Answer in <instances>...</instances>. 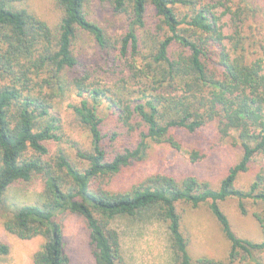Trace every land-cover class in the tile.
Wrapping results in <instances>:
<instances>
[{"label": "trees", "instance_id": "trees-1", "mask_svg": "<svg viewBox=\"0 0 264 264\" xmlns=\"http://www.w3.org/2000/svg\"><path fill=\"white\" fill-rule=\"evenodd\" d=\"M24 1L0 0V215L7 232L41 238L32 264H70L56 211L84 220L95 264H127L112 222L146 211L166 223L171 264H264V35L250 51L253 34L245 33L258 6L96 0L109 14L103 25L89 15L92 0H54L59 14L49 25ZM81 36L93 42V65L108 80L83 67L74 51ZM205 129L210 147L226 144L236 153L216 183L154 172L113 185L145 162L154 145L177 150L178 131ZM67 130L89 136L75 157L63 146H73ZM206 155L193 146L188 159ZM253 166L252 179L236 185ZM14 184L37 187V200L9 205L5 194ZM227 198L254 217L260 241L232 230L220 205ZM200 204L228 241L222 259L188 252L181 208ZM8 253L0 241V257Z\"/></svg>", "mask_w": 264, "mask_h": 264}, {"label": "rangeland", "instance_id": "rangeland-1", "mask_svg": "<svg viewBox=\"0 0 264 264\" xmlns=\"http://www.w3.org/2000/svg\"><path fill=\"white\" fill-rule=\"evenodd\" d=\"M257 6V13L252 23V28L245 27V33L251 35L252 42L248 49L251 51L257 47L256 42L264 35V0H252ZM28 10L36 13L53 25L59 14L54 0H25L22 4ZM91 18L105 25L109 15L96 0L88 5ZM254 25V26H253ZM258 32H260L258 34ZM257 39V40H255ZM75 53L81 60L83 67L92 71L94 75L108 80V76L97 65L96 53L93 42L86 36L75 40ZM97 68L99 69L97 71ZM63 119L67 117L66 111H62ZM181 147L174 149L166 144L154 145L145 162L134 169L125 170L113 180V185H125L130 181L154 172L168 173L175 176L192 174L201 179L216 183L223 175L226 166L234 159L236 153L228 145L223 144L218 148L210 147L211 133L208 129L196 133L178 131ZM70 143L63 144L72 157L76 156V146L85 148L89 145L87 132L81 130H67ZM69 143V144H70ZM74 143L76 145H74ZM200 147L206 153V157L199 162H190L188 152L193 147ZM257 166L239 176L236 185L246 184L253 177V171ZM37 187L24 189L18 184L12 185L5 198L11 206L31 203L37 200ZM221 208L229 219L230 226L242 237L260 241L262 233L254 217L249 213L242 215L237 209L236 198H227L220 203ZM181 230L189 236L187 246L191 257H211L222 259L226 256L228 241L219 229L216 219L207 210L206 204H200L194 209L183 206ZM54 219L62 230L63 251L69 256L70 264H95L88 246V230L84 220L76 214L56 211ZM0 215V241L9 245V253L0 257V264H32V257L39 248L41 238L39 236L30 239H21L7 232L2 224ZM120 235L122 254L127 264H171L172 253L170 249L169 231L166 223L146 211L136 217L118 216L112 222ZM183 228V229H182Z\"/></svg>", "mask_w": 264, "mask_h": 264}, {"label": "crops", "instance_id": "crops-1", "mask_svg": "<svg viewBox=\"0 0 264 264\" xmlns=\"http://www.w3.org/2000/svg\"><path fill=\"white\" fill-rule=\"evenodd\" d=\"M120 242H121V240H120ZM121 248H122V244H121Z\"/></svg>", "mask_w": 264, "mask_h": 264}]
</instances>
